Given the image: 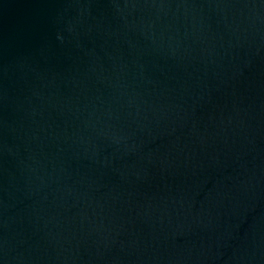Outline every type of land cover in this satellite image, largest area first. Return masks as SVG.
<instances>
[{
	"label": "water",
	"instance_id": "95a60500",
	"mask_svg": "<svg viewBox=\"0 0 264 264\" xmlns=\"http://www.w3.org/2000/svg\"><path fill=\"white\" fill-rule=\"evenodd\" d=\"M0 264H264V0H0Z\"/></svg>",
	"mask_w": 264,
	"mask_h": 264
}]
</instances>
